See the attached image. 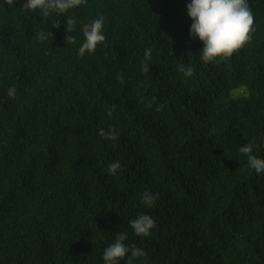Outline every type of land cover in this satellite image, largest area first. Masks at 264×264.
<instances>
[{"label":"trees","instance_id":"1","mask_svg":"<svg viewBox=\"0 0 264 264\" xmlns=\"http://www.w3.org/2000/svg\"><path fill=\"white\" fill-rule=\"evenodd\" d=\"M25 2L0 0V264H105L118 232L146 253L133 264H264V173L239 152L264 159V0H248L251 42L209 64L190 0H87L48 17ZM100 17L105 42L80 56ZM111 128L116 141L99 135ZM140 214L148 237L130 227Z\"/></svg>","mask_w":264,"mask_h":264},{"label":"clouds","instance_id":"2","mask_svg":"<svg viewBox=\"0 0 264 264\" xmlns=\"http://www.w3.org/2000/svg\"><path fill=\"white\" fill-rule=\"evenodd\" d=\"M9 6L13 7L16 0H4ZM87 0H26L23 9L30 11L39 10L42 16L48 17L52 13L61 15L67 13L70 9L78 8L86 4ZM187 13L192 24L190 28V38L199 39L203 44L202 53L199 56L205 64L223 62L229 60L233 54L251 42L250 33L254 31V16L250 10L248 0H190L187 5ZM74 21L67 19L66 32L73 31ZM57 22L54 28H59ZM104 18L95 19L89 28L84 31L85 40L79 48L78 54L84 56L85 53H94L100 44L105 42L103 34ZM51 34V33H50ZM52 35V34H51ZM41 39H47V34L41 32ZM67 43H75V37L68 35ZM151 57V49L145 50V61H142L141 69L144 72L150 71L147 61ZM180 71L186 78L193 76L192 67H180ZM10 99L16 96V88L13 85L7 91ZM151 107V104L148 105ZM163 105L157 107V111H161ZM115 106L107 115L112 116ZM99 135L111 141H116L119 133L115 128L105 132L103 129L99 131ZM254 145L249 143L240 147L239 152L247 157L248 165L254 169L257 174L264 173V159L253 155ZM121 169L119 161L110 163L108 166L109 175H116ZM158 196H154L151 192H144L142 203L145 207H152ZM130 227L134 234L138 237H148L151 231L156 227L152 217L146 214H140L136 219L130 221ZM127 234L118 232L115 234V242L104 249L103 260L105 264H119V261L127 257L126 264H133L137 258L145 257L146 253L143 249L137 248L135 245L127 246L124 241ZM131 253V255H129ZM141 264H145V260H141Z\"/></svg>","mask_w":264,"mask_h":264},{"label":"rangeland","instance_id":"3","mask_svg":"<svg viewBox=\"0 0 264 264\" xmlns=\"http://www.w3.org/2000/svg\"><path fill=\"white\" fill-rule=\"evenodd\" d=\"M240 94H245V92H244V91H241ZM240 94H239V95H240Z\"/></svg>","mask_w":264,"mask_h":264}]
</instances>
